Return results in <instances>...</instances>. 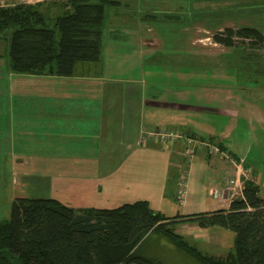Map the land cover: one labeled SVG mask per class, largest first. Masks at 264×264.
<instances>
[{
	"label": "crops",
	"instance_id": "0c3cea01",
	"mask_svg": "<svg viewBox=\"0 0 264 264\" xmlns=\"http://www.w3.org/2000/svg\"><path fill=\"white\" fill-rule=\"evenodd\" d=\"M63 1L0 0V6L41 4L42 10L52 13ZM142 4L136 2L133 10L139 11ZM118 8L112 10L113 23H127L118 17ZM151 12L133 13L138 20L135 22V16L130 19L134 26L126 40L117 30L107 31L113 39L105 40L102 31L100 59L75 62L70 76L12 72L8 42L0 35V142L11 149L1 161L17 176L8 189V201L51 198L74 209H112L144 200L167 217L226 211L229 202L214 200L211 192L221 188L235 169L222 157L205 151L186 156L182 140L161 145L145 136L158 128L212 138L234 158L243 160L259 193L264 189V175L259 176L247 157L234 153L225 141L235 130L236 117L264 125L260 120L253 122L255 117L246 113L257 106L250 96L230 92L218 73L211 78L218 82L205 83V70L224 68L220 58L235 46L225 47L213 39L203 44L201 35L192 36L186 27L178 29L177 41L171 43L154 29ZM139 20L144 22L142 28ZM125 41L128 49L122 48ZM169 50L170 57H156L157 52ZM221 121L227 135L214 133ZM183 179L187 189L179 202L175 190ZM209 179L214 185L207 190L202 185ZM42 193L44 197H32ZM229 232L200 228L195 223L175 227L176 234L217 257L232 248L234 236ZM151 236L143 244L146 256L153 252V243L148 242ZM158 238L160 243L165 240Z\"/></svg>",
	"mask_w": 264,
	"mask_h": 264
},
{
	"label": "trees",
	"instance_id": "16d2710c",
	"mask_svg": "<svg viewBox=\"0 0 264 264\" xmlns=\"http://www.w3.org/2000/svg\"><path fill=\"white\" fill-rule=\"evenodd\" d=\"M121 2L64 0L52 13L41 4L0 6V35L8 42L11 71L70 76L75 62L98 61L106 11ZM212 39L225 47L235 46L234 39L264 46L262 32L249 26L227 27ZM243 184L242 198L226 211L173 217L144 200L112 209H74L51 198H15L8 218L0 219V264H164L142 253L150 235L167 239L199 264H264V199L253 180ZM185 223L232 232V248L218 257L200 251L175 233L176 225Z\"/></svg>",
	"mask_w": 264,
	"mask_h": 264
},
{
	"label": "rangeland",
	"instance_id": "374dc122",
	"mask_svg": "<svg viewBox=\"0 0 264 264\" xmlns=\"http://www.w3.org/2000/svg\"><path fill=\"white\" fill-rule=\"evenodd\" d=\"M139 1L143 3L142 9L134 11L133 6ZM148 9L152 11L150 14L155 17L154 29L167 36V40H172L171 43L177 41L175 39L178 37L176 35H178L180 27L188 28L189 34H192V36L197 32L201 35L203 44H210L212 35L227 27L232 29L241 26L255 27L262 32L264 38V0H122L117 13L118 17L127 23H113L112 19L114 17L111 13L114 8H108L103 27L105 40L113 39V34L107 33L109 30H117V33L124 40L128 39V31L133 29L134 26L129 22L130 19L133 20L135 16V22L138 20L137 15L133 13L141 15L144 12H150ZM138 23L142 28L144 22L139 20ZM162 39L166 38L162 37ZM234 40L237 43L231 53H225L220 58L225 67L220 68L218 71L211 68L206 69L205 74H208H206L205 83L218 82L211 79L213 73H218L216 75L220 77V81H224L230 92L237 95L245 94L253 99L252 103L257 108L246 111L248 115L255 117L252 119L253 122L259 120L264 122V47H251L248 45L249 41L247 39H244V41L242 39ZM127 44L128 42L125 41L122 48L128 49L129 45ZM181 46H184V43ZM171 52L170 50L157 52L156 57L160 58L161 55L170 57L173 54ZM207 115L209 116V114ZM220 123L221 125L216 126L214 133L227 135L222 132L223 122ZM234 129V132L225 141L234 153L246 156L249 165L260 173L259 176H263L264 125L257 122L249 124L243 116H240L235 118ZM202 131H206V129ZM201 135L206 137L204 132ZM10 151L11 149L7 148L6 143L0 142V219L8 218L11 205V201H8V189L10 190L12 181L16 182L17 179V176L12 173L11 166L4 165L1 161V158ZM26 167L30 168L31 165L28 164ZM41 167L48 168L49 166ZM14 171H17L16 167ZM249 179L253 180L251 176ZM213 185V181L209 179L205 181V185L203 184L202 187L209 190ZM259 195L264 197L263 188L262 191L260 190ZM32 197H44V194ZM154 238L158 237L152 235L150 239L153 241H148L153 243L151 245L153 246L151 248L153 252L149 254L150 256L160 259L164 264H199L193 258L170 245L167 239L162 240V243H160L159 238L157 240ZM145 246L141 247L142 252Z\"/></svg>",
	"mask_w": 264,
	"mask_h": 264
},
{
	"label": "built area",
	"instance_id": "2783aa9c",
	"mask_svg": "<svg viewBox=\"0 0 264 264\" xmlns=\"http://www.w3.org/2000/svg\"><path fill=\"white\" fill-rule=\"evenodd\" d=\"M147 138H152L161 145H170L177 140L184 142V153L188 157H192L198 151H205L210 155H218L225 159L234 169L233 176L225 177L221 188H214L211 192V196L214 200L231 202L235 199L242 198L243 195V182L251 176V172L244 168L242 159H234L231 155L221 150L217 144L208 140H201L198 138L190 137L182 134L179 131H170L164 128H158L153 131L147 132L145 135ZM187 189L186 180H181L176 187L175 197L179 202H182Z\"/></svg>",
	"mask_w": 264,
	"mask_h": 264
}]
</instances>
